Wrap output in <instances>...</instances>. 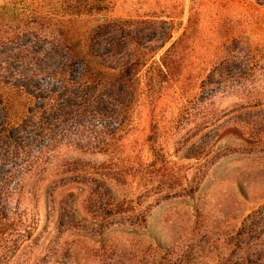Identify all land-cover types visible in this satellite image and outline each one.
<instances>
[{
	"label": "rangeland",
	"instance_id": "rangeland-1",
	"mask_svg": "<svg viewBox=\"0 0 264 264\" xmlns=\"http://www.w3.org/2000/svg\"><path fill=\"white\" fill-rule=\"evenodd\" d=\"M111 1L119 6L121 0ZM146 1L150 11L168 14L180 23H184L191 4V0ZM30 2L0 0V16L17 12ZM33 2L43 5L46 0ZM193 2L202 5L205 13L212 12L215 4L225 10L223 5L228 3L231 11L226 13L232 14L231 23L245 30L250 40L264 45V10L253 8L251 0ZM162 10L165 13L161 14ZM150 19L155 21L150 36H162L167 24L161 17ZM9 25L0 23V52H9L19 44L30 46L33 41L41 45V38L29 35L7 37ZM178 33L173 29L172 38ZM260 59L258 55L237 62L232 69L247 72L238 80L240 86L235 87L234 80L233 87L222 91L219 87L203 108L198 106L187 120L178 117L175 130L154 144L161 146L180 174L195 176L189 186L184 178L173 184L162 180V165H148L149 149L144 140L148 117L144 109L136 112L127 127L120 128L116 119L104 114L115 108L114 104L89 101L88 106H77L72 104L71 89H67L63 99L71 103L68 115L51 131L11 129L15 143H0V177L7 169L22 168L25 173L17 172L9 184L12 187L17 181L22 187L13 194L18 196V205L15 198L7 205V214L15 218L16 226L1 243L0 253L5 250L6 255H0V264H154V260L175 261L186 253L190 264H216L227 259V243L239 222L264 204V119L257 128L242 121L233 124L245 110L264 113V61ZM17 81L31 85L30 91L40 98L45 90L59 94L65 90L60 78L51 72L27 73ZM169 108L175 106L160 101L153 118L159 120L161 111ZM206 112H214L213 119L221 129L214 134L213 128L205 127L193 135ZM250 132L255 134L251 137L254 140H242L240 136L247 137ZM200 133L219 146V157L212 163L186 166L181 158L183 143L187 136L194 140ZM18 146L24 147L29 160L22 155L6 156Z\"/></svg>",
	"mask_w": 264,
	"mask_h": 264
},
{
	"label": "trees",
	"instance_id": "trees-1",
	"mask_svg": "<svg viewBox=\"0 0 264 264\" xmlns=\"http://www.w3.org/2000/svg\"><path fill=\"white\" fill-rule=\"evenodd\" d=\"M30 1L27 7L0 16V23L11 26L5 31L7 37L17 39L29 35L34 39L41 38L43 45L33 41L30 46L19 44L9 52H0V105L3 111L0 143L7 146L15 143L9 134L15 128L18 131L27 128H39L45 133L51 131L57 121L68 115L67 107L71 103L63 98L66 90L71 89L72 104L77 106H88L92 102L100 105L106 101L114 104L115 108L104 114L116 119L120 128L127 127L136 112L144 109L148 117L144 137L149 149L148 165H162L160 177L164 181L173 184L184 178L187 185H191L195 176L187 178L185 173L180 174V169L171 165L161 146L158 144L156 148L154 144L175 130L178 117L187 120L198 106L203 108L205 102L220 91L219 87L221 91L233 87L234 80V86H240L239 79L247 76V72L233 70L237 62L241 64L242 60L258 55L264 61V45L250 40L245 30L231 23L232 14L226 13L231 11L228 3L223 5L225 10L215 4L212 12L205 13L202 5H194L191 0L186 19L180 23L174 22L168 14L163 15V10L162 15L150 11V3L146 0L145 4L141 0L130 3L121 0L119 6L111 0H46L43 5ZM251 2L253 8L264 10V0ZM150 17H161V22L167 24L161 30L162 36H150L151 25L155 23ZM173 29L179 33L172 38ZM43 72L57 75L61 87L65 88L64 93L45 90L40 98L30 91L31 85L17 81L23 79L24 74ZM72 73L78 75L67 77ZM79 92L83 95L79 96ZM250 92L248 90L247 94ZM252 99L256 100V97ZM162 100L170 101L175 108L162 110L159 120H155L152 115ZM260 112L245 110L238 114L233 124L242 121L246 126L257 128L256 125L264 119V113ZM240 115L243 116L240 118ZM203 116L204 120L194 127L193 135L205 127L213 128L217 134L221 127L216 118L213 119L214 112H206ZM204 133L194 140H189L190 135L186 137L181 151L186 166L193 162L198 166L212 163L219 157V146L208 141ZM253 135L250 132L248 138L240 137L251 141ZM23 148L18 146L6 156L22 155L29 160L30 156ZM21 169H7L0 177V249H3L1 243L16 226L15 218L6 210L11 198H15V205H18V196L13 194H18L22 184L17 181L12 187L9 184L17 172L25 173ZM198 184V181L194 183V187ZM190 190L193 193L194 189ZM155 231H158L157 227ZM227 244V259L216 264H264V204L239 222L235 235ZM4 251L0 255L5 256ZM165 253L163 251L162 255ZM188 254L175 261L166 259L161 263V260H154L153 263L190 264Z\"/></svg>",
	"mask_w": 264,
	"mask_h": 264
}]
</instances>
